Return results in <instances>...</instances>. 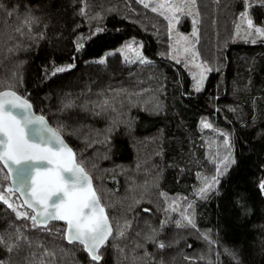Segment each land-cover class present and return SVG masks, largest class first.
<instances>
[{
	"label": "trees",
	"instance_id": "16d2710c",
	"mask_svg": "<svg viewBox=\"0 0 264 264\" xmlns=\"http://www.w3.org/2000/svg\"><path fill=\"white\" fill-rule=\"evenodd\" d=\"M192 2L198 91L142 0H0V90L62 134L113 227L99 261L62 223L61 237L28 231L0 165V264H264V34L235 38L246 5L264 29V0ZM130 38L147 61L115 50Z\"/></svg>",
	"mask_w": 264,
	"mask_h": 264
},
{
	"label": "water",
	"instance_id": "95a60500",
	"mask_svg": "<svg viewBox=\"0 0 264 264\" xmlns=\"http://www.w3.org/2000/svg\"><path fill=\"white\" fill-rule=\"evenodd\" d=\"M0 165L36 225L64 224L66 242L101 259L113 227L91 175L62 134L12 89L0 90Z\"/></svg>",
	"mask_w": 264,
	"mask_h": 264
},
{
	"label": "rangeland",
	"instance_id": "374dc122",
	"mask_svg": "<svg viewBox=\"0 0 264 264\" xmlns=\"http://www.w3.org/2000/svg\"><path fill=\"white\" fill-rule=\"evenodd\" d=\"M142 2L161 13H163L169 21L168 43L170 50L167 57L182 62L193 77V89L201 90L209 72V67L201 60L197 51V32L195 29L196 14L195 5L192 0H142ZM248 4V3H247ZM189 16L192 30L185 31L184 27L179 25L181 19ZM240 20L237 22L235 38L240 40H252L264 34V29L253 23L249 7L239 15ZM186 18V17H185ZM194 27V28H193ZM115 50L119 51L126 61L139 60L147 61L149 58L144 53L143 43L141 40L130 38ZM103 58V57H102ZM217 151L216 163L225 164L229 160L227 155V143L225 141L219 143ZM220 156H222L220 158ZM218 167V165H217ZM219 169V168H218ZM217 171V170H216ZM216 174V173H215ZM0 178V192L6 181ZM2 196L0 195V200ZM5 202V201H4ZM7 203V202H5ZM21 224L30 232L43 233L54 237H61L62 227L58 222H50L46 225H36L35 222L28 217L18 216Z\"/></svg>",
	"mask_w": 264,
	"mask_h": 264
}]
</instances>
